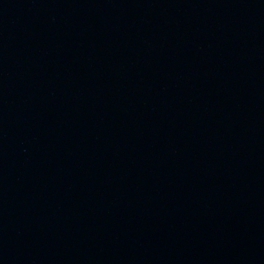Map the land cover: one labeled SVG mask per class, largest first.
Masks as SVG:
<instances>
[{
	"label": "water",
	"instance_id": "obj_1",
	"mask_svg": "<svg viewBox=\"0 0 264 264\" xmlns=\"http://www.w3.org/2000/svg\"><path fill=\"white\" fill-rule=\"evenodd\" d=\"M0 264H264V0H0Z\"/></svg>",
	"mask_w": 264,
	"mask_h": 264
}]
</instances>
